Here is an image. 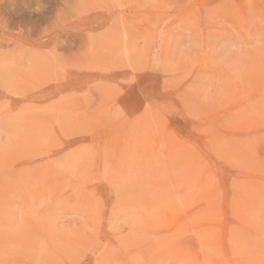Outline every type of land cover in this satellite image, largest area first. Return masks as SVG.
Instances as JSON below:
<instances>
[{"label":"rangeland","instance_id":"rangeland-1","mask_svg":"<svg viewBox=\"0 0 264 264\" xmlns=\"http://www.w3.org/2000/svg\"><path fill=\"white\" fill-rule=\"evenodd\" d=\"M0 264H264V0H0Z\"/></svg>","mask_w":264,"mask_h":264}]
</instances>
